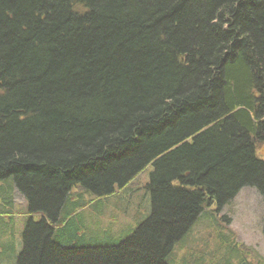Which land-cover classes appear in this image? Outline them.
Here are the masks:
<instances>
[{"label": "trees", "instance_id": "obj_1", "mask_svg": "<svg viewBox=\"0 0 264 264\" xmlns=\"http://www.w3.org/2000/svg\"><path fill=\"white\" fill-rule=\"evenodd\" d=\"M263 149L264 0H0L16 264H171L208 208L264 199Z\"/></svg>", "mask_w": 264, "mask_h": 264}, {"label": "rangeland", "instance_id": "obj_2", "mask_svg": "<svg viewBox=\"0 0 264 264\" xmlns=\"http://www.w3.org/2000/svg\"><path fill=\"white\" fill-rule=\"evenodd\" d=\"M260 150L262 149L260 148ZM257 154L260 156L258 151ZM151 170L152 167H148L136 180L148 182ZM142 183L139 182L140 185ZM5 188L10 202H12L7 206L14 208V214L9 215L6 211L0 210V264H16L23 248V230L29 219L27 216L29 214L28 203L17 190L14 181L9 186L6 185ZM142 191L147 193L145 189H141L137 192L136 197L143 196L139 201L144 209L148 203L145 204ZM1 198L0 195V209H2ZM132 209L128 210L123 218L132 220ZM2 216L6 217L5 221L1 220ZM36 219L40 220L41 216L37 215ZM263 221L264 199L256 189L247 188L222 212L216 213L215 206L208 208L207 213L205 212L196 223L184 242L176 245L173 258H170L169 261L173 264L172 259L181 260L183 256L191 255L193 257L188 258L190 262L193 261L192 259L202 258L205 264L208 261L210 264H264ZM220 236L233 240L232 242H221ZM237 241L239 244L235 243Z\"/></svg>", "mask_w": 264, "mask_h": 264}, {"label": "bare ground", "instance_id": "obj_3", "mask_svg": "<svg viewBox=\"0 0 264 264\" xmlns=\"http://www.w3.org/2000/svg\"><path fill=\"white\" fill-rule=\"evenodd\" d=\"M247 188H253V187H243V188L240 190V192L236 195V197L233 198L232 201H234V200L237 198V196H239L240 193H241L243 190L247 189ZM254 189H255V188H254ZM5 192L7 193V191H5ZM257 192H258V191H257ZM142 197H143V196H142ZM142 197H141V198H142ZM141 198H140V199H141ZM232 201H231V202H232ZM144 202H145V203L148 202V199H147V198H144ZM229 204H230V203H229ZM110 206H111V205H110ZM110 206L108 205V208H110ZM135 216H136V215H135ZM201 217H202V216H201ZM210 217H211V216H210ZM132 220H133V219H132ZM132 220H130V221H132ZM219 239H220L221 242H223V241H231V242H232V240H233V239H232V240L224 239V238L221 237V236L219 237ZM235 241H236V240H235ZM221 242H220V244H221ZM235 243L239 244L238 241L235 242ZM221 245H223V244H221Z\"/></svg>", "mask_w": 264, "mask_h": 264}]
</instances>
